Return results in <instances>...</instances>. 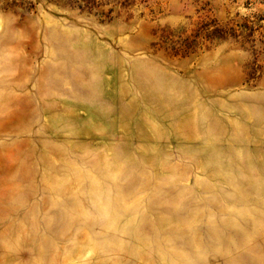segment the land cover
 I'll return each mask as SVG.
<instances>
[{
	"label": "rangeland",
	"instance_id": "1",
	"mask_svg": "<svg viewBox=\"0 0 264 264\" xmlns=\"http://www.w3.org/2000/svg\"><path fill=\"white\" fill-rule=\"evenodd\" d=\"M0 264H264V0H0Z\"/></svg>",
	"mask_w": 264,
	"mask_h": 264
},
{
	"label": "bare ground",
	"instance_id": "2",
	"mask_svg": "<svg viewBox=\"0 0 264 264\" xmlns=\"http://www.w3.org/2000/svg\"><path fill=\"white\" fill-rule=\"evenodd\" d=\"M202 119H197L195 121L190 120H183L181 123V127L183 131L187 132L188 134H193L194 132L200 131L205 134H209L210 131L202 130ZM237 153L240 152V149H235ZM113 175H116V172H113ZM112 175V173H111ZM89 197L88 200L91 204L90 208L94 209L97 213V216L103 219V223L107 224L109 221V210H108V203L109 200V191L105 189L100 183L94 182L89 188ZM107 226V225H106ZM120 238L123 237L122 233H119Z\"/></svg>",
	"mask_w": 264,
	"mask_h": 264
}]
</instances>
